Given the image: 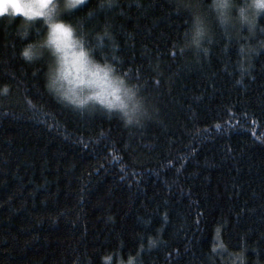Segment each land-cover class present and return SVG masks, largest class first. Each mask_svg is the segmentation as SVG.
Instances as JSON below:
<instances>
[{
  "label": "trees",
  "instance_id": "trees-1",
  "mask_svg": "<svg viewBox=\"0 0 264 264\" xmlns=\"http://www.w3.org/2000/svg\"><path fill=\"white\" fill-rule=\"evenodd\" d=\"M100 2L66 18L108 32L155 115L61 104L0 16V264H264V50L218 36L198 57L174 0Z\"/></svg>",
  "mask_w": 264,
  "mask_h": 264
},
{
  "label": "clouds",
  "instance_id": "clouds-1",
  "mask_svg": "<svg viewBox=\"0 0 264 264\" xmlns=\"http://www.w3.org/2000/svg\"><path fill=\"white\" fill-rule=\"evenodd\" d=\"M85 0H0V16L19 19L16 36L24 41L21 57L29 63L46 60L44 87L61 104L82 112L102 111L123 126L141 128L155 115L140 81L120 70L108 52L102 54L107 31L89 33L66 13ZM101 0L97 10L113 7ZM188 23L179 46L206 56L218 36L235 40L254 55L264 50V0H174Z\"/></svg>",
  "mask_w": 264,
  "mask_h": 264
},
{
  "label": "snow or ice",
  "instance_id": "snow-or-ice-1",
  "mask_svg": "<svg viewBox=\"0 0 264 264\" xmlns=\"http://www.w3.org/2000/svg\"><path fill=\"white\" fill-rule=\"evenodd\" d=\"M85 3H86V0H85ZM129 264H132L131 260L129 261Z\"/></svg>",
  "mask_w": 264,
  "mask_h": 264
}]
</instances>
